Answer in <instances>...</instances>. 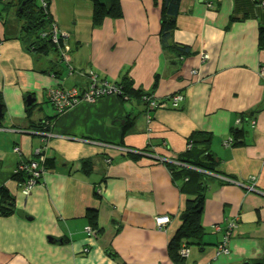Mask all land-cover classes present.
Segmentation results:
<instances>
[{
  "label": "crops",
  "instance_id": "0c3cea01",
  "mask_svg": "<svg viewBox=\"0 0 264 264\" xmlns=\"http://www.w3.org/2000/svg\"><path fill=\"white\" fill-rule=\"evenodd\" d=\"M17 1L0 0V187L15 197L23 217L17 211L0 217V264H253L261 259L264 8L253 0H181L173 40L189 48L182 57L161 45L162 0H121L122 16L105 17L100 25L93 24L91 0H51L50 17L65 41L61 59L25 47ZM90 74L112 83L126 76L134 89L152 92L163 106L150 110L109 94L79 101L56 116L47 90L85 89ZM175 95L181 96L178 108L170 105ZM28 96L34 99L29 105ZM51 119L46 131H38ZM232 128H240L243 138L226 146ZM197 132L211 135L208 151L200 155L219 175L212 173L206 182L199 244L182 238L178 253L182 246L188 253L176 263L170 246L194 197L166 164L140 152L182 157ZM43 143L53 164L24 193V183L13 179L16 167L39 162L35 151ZM83 162L89 165L83 168ZM220 175L237 182L224 183ZM250 178L254 191L247 187ZM89 210L99 234L84 230ZM162 216L169 222L159 228L155 220ZM226 235L229 252L217 253Z\"/></svg>",
  "mask_w": 264,
  "mask_h": 264
},
{
  "label": "trees",
  "instance_id": "16d2710c",
  "mask_svg": "<svg viewBox=\"0 0 264 264\" xmlns=\"http://www.w3.org/2000/svg\"><path fill=\"white\" fill-rule=\"evenodd\" d=\"M94 4L93 12V24L100 25L105 17L120 18L122 16L121 0H91ZM51 0H18L17 1V12L16 15L22 21V37L24 45L28 50L37 53L47 55L53 53L56 56L63 59L62 49L65 48V41L62 35L59 33L56 41L53 40L52 26L55 24L49 14L48 6ZM264 0H253L255 7H262ZM181 0H162V20H161V31H160V42L164 49L175 51L184 57L189 55L190 50L187 46L176 43L173 40V31L175 29V20L179 13ZM231 22L237 20L236 17H231ZM259 46L260 49L264 50V27L259 29ZM63 61V60H62ZM68 66V64H67ZM82 73V72H81ZM102 80V79H100ZM158 81V75L155 76V83ZM114 85L120 88L119 97L124 100H134L141 102L146 105L150 110H154L151 107L150 100L155 99L152 92H143L140 89L133 88V82L126 76L123 77L119 82H114ZM67 88V87H66ZM79 88V87H76ZM83 89V88H81ZM0 103L1 96H0ZM3 107V104H2ZM31 107H27V112H30ZM58 116L59 114H56ZM51 120H45L42 127L39 126L38 131H46L48 124ZM230 137L233 138V142L229 144L236 145L240 143L243 138V131L240 128H232L230 131ZM211 141V135L208 133L197 132L194 134L192 139L190 138L187 143L185 155L182 157L173 158L174 163L158 155L147 151H142L140 154H146L161 161L168 167L173 177L180 178L184 182L183 189L185 192L190 193L194 198L189 200L187 210L185 211L184 222L179 231H177L175 238L173 239L170 250L171 258L174 262H183L184 258L178 253L179 242L183 238L189 243H198V238L203 234L201 227V211L202 201L206 188V182L212 173L218 174L219 171L211 165V161L206 159V156H201L200 153L207 152L209 143ZM204 149V150H203ZM202 150V151H201ZM128 153V152H127ZM135 153V152H134ZM136 154H139L137 152ZM203 155V154H202ZM206 159V160H204ZM210 163V165H209ZM53 164V160L45 156L43 165L50 168ZM83 168L87 167L88 162L82 163ZM27 176L24 173H15L13 179L18 183H25ZM16 203L15 197L10 193L7 187H0V217L5 218L16 214ZM87 217L89 220V226L93 233L99 234L101 230L97 227L95 221V212L88 211ZM187 244V243H186ZM253 264H264L263 257Z\"/></svg>",
  "mask_w": 264,
  "mask_h": 264
},
{
  "label": "built area",
  "instance_id": "2783aa9c",
  "mask_svg": "<svg viewBox=\"0 0 264 264\" xmlns=\"http://www.w3.org/2000/svg\"><path fill=\"white\" fill-rule=\"evenodd\" d=\"M264 5V2H263ZM52 32H53V40L56 41L58 38L59 29L58 27L54 24L52 26ZM206 55L202 54L201 58H205ZM194 72V71H193ZM90 83L85 89L81 88H76V87H70V88H63V87H51L47 90V97L49 103L52 105V107L55 110L56 114H62L66 110L70 109L73 105L78 103L79 101H85V102H94L96 99L99 97L109 95V94H114V95H119L120 88L114 85L112 82H109L107 80H100L96 75L90 74L89 76ZM181 100V96L175 95L171 97V106L172 108H178L179 107V101ZM151 107L152 108H159L162 107L163 105L157 101V99H151L150 100ZM254 123V122H252ZM42 134V133H40ZM49 136V132L47 133ZM45 136V134L43 133ZM46 137V136H45ZM45 139H43L44 141ZM233 142V138L229 137L224 141V145L228 146ZM47 149V144L43 143V146L40 148L36 149L35 153L37 156H39V162H35L33 160L29 161H22L18 163L15 172L16 173H24L27 178L25 180V183L23 185V192L24 193H29L33 187L40 181V178L45 170V167L43 165L44 160H45V151ZM127 151H131L127 149ZM108 162L111 161V159H107ZM219 175V174H218ZM220 179L235 183L237 181H234L233 179H229L223 176H219ZM251 181V185L247 186L248 189L254 191V183H253V178L249 179ZM240 185V183L238 182ZM242 184V183H241ZM100 192V190H97ZM169 222V217L168 216H162V217H157L155 220V223L161 228V225H165L166 223ZM234 224H231L232 228ZM84 230L87 232V234H92L93 231L91 227L88 225L87 227L84 228ZM227 235L225 238L222 240V243H220L217 247V253H228L229 249L227 247ZM188 253V250L186 249L185 246H182L179 254L181 257H185Z\"/></svg>",
  "mask_w": 264,
  "mask_h": 264
},
{
  "label": "water",
  "instance_id": "95a60500",
  "mask_svg": "<svg viewBox=\"0 0 264 264\" xmlns=\"http://www.w3.org/2000/svg\"><path fill=\"white\" fill-rule=\"evenodd\" d=\"M27 103L28 105L34 101L33 98H31L30 96L27 97ZM3 116V113H2V104L0 103V118ZM17 215H19L20 217H23V212L22 211H17ZM61 242V241H59Z\"/></svg>",
  "mask_w": 264,
  "mask_h": 264
},
{
  "label": "rangeland",
  "instance_id": "374dc122",
  "mask_svg": "<svg viewBox=\"0 0 264 264\" xmlns=\"http://www.w3.org/2000/svg\"><path fill=\"white\" fill-rule=\"evenodd\" d=\"M3 5L2 4H0V8L2 7ZM6 17V16H5ZM4 17V18H5ZM16 17V16H15ZM205 58H206V56H205ZM205 58H201V59H205ZM240 121H241V119H237V121H236V123H240ZM228 139V138H227ZM226 140V139H225ZM224 140V141H225ZM224 144V143H223ZM169 161H171L172 163H174L175 162V160L174 159H169ZM222 180V179H221ZM222 181H224V180H222ZM227 181H224V183H226ZM227 183H229V182H227ZM254 189H255V187H254Z\"/></svg>",
  "mask_w": 264,
  "mask_h": 264
},
{
  "label": "bare ground",
  "instance_id": "6f19581e",
  "mask_svg": "<svg viewBox=\"0 0 264 264\" xmlns=\"http://www.w3.org/2000/svg\"><path fill=\"white\" fill-rule=\"evenodd\" d=\"M153 97H154V94H153ZM155 98V97H154Z\"/></svg>",
  "mask_w": 264,
  "mask_h": 264
}]
</instances>
